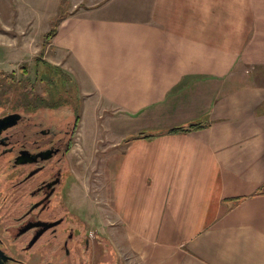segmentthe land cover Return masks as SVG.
<instances>
[{
	"label": "crops",
	"instance_id": "1",
	"mask_svg": "<svg viewBox=\"0 0 264 264\" xmlns=\"http://www.w3.org/2000/svg\"><path fill=\"white\" fill-rule=\"evenodd\" d=\"M61 1L0 0V46L34 48ZM45 54L121 124L103 212L76 209L113 262L264 264V0H69Z\"/></svg>",
	"mask_w": 264,
	"mask_h": 264
},
{
	"label": "flooded vegetation",
	"instance_id": "2",
	"mask_svg": "<svg viewBox=\"0 0 264 264\" xmlns=\"http://www.w3.org/2000/svg\"><path fill=\"white\" fill-rule=\"evenodd\" d=\"M8 114L19 117L0 132V264H116L71 201L70 130Z\"/></svg>",
	"mask_w": 264,
	"mask_h": 264
},
{
	"label": "rangeland",
	"instance_id": "3",
	"mask_svg": "<svg viewBox=\"0 0 264 264\" xmlns=\"http://www.w3.org/2000/svg\"><path fill=\"white\" fill-rule=\"evenodd\" d=\"M68 4L69 0L61 1L52 25L58 17L66 14ZM36 22L37 18L34 29L39 28ZM9 32L15 35L13 29L1 27L0 37L9 39L11 36ZM45 34H42L38 44L34 37L31 38L37 44H33L34 48L26 49L23 45V49H20L9 44L0 46V60H4L3 64H0V115L18 111L26 117L23 122L35 125L42 123L41 126L52 128L65 126V129L70 130L72 144L67 158L76 178L70 191L71 201L77 207V211L79 206L84 205L83 209L89 219H94L96 215L94 208L102 198L101 192L97 194L99 198L96 197L98 173L103 166L101 159L104 157L106 143L122 136L115 127L120 129L121 124L107 125L106 122L116 121V114L105 107V103L98 105L96 99L87 101L75 77L63 66L49 62L45 54ZM22 39L24 37L21 35L20 40ZM31 56L33 59L29 58ZM240 72L241 77L235 84L240 83L244 86L251 83L249 74L254 72L251 71V67H244ZM99 204L97 208L100 207L99 211L102 213L105 202ZM80 215L82 216V213ZM86 221L91 231L98 229L102 233H107L110 229L106 225H90V221L88 219ZM118 229L121 232V227Z\"/></svg>",
	"mask_w": 264,
	"mask_h": 264
},
{
	"label": "trees",
	"instance_id": "4",
	"mask_svg": "<svg viewBox=\"0 0 264 264\" xmlns=\"http://www.w3.org/2000/svg\"><path fill=\"white\" fill-rule=\"evenodd\" d=\"M59 20V17L58 19L55 20V22L53 23V25L51 26L50 30L46 32V34L44 35V40H45V44H47L49 42V40L51 39L52 35L55 33V30H56V21ZM78 121V119L76 120V122ZM75 122V124H76ZM204 127V124H201V123H198V124H190V125H187V126H181V127H177V128H172V129H169V131H189V130H192V129H199V128H202ZM141 133H139V135H136V136H140ZM144 136H148V135H144Z\"/></svg>",
	"mask_w": 264,
	"mask_h": 264
},
{
	"label": "water",
	"instance_id": "5",
	"mask_svg": "<svg viewBox=\"0 0 264 264\" xmlns=\"http://www.w3.org/2000/svg\"><path fill=\"white\" fill-rule=\"evenodd\" d=\"M18 117L19 114H8L6 116L0 117V132L2 129L16 123Z\"/></svg>",
	"mask_w": 264,
	"mask_h": 264
}]
</instances>
